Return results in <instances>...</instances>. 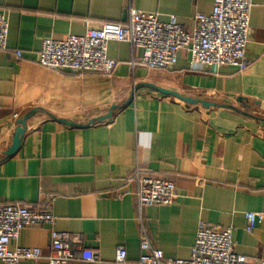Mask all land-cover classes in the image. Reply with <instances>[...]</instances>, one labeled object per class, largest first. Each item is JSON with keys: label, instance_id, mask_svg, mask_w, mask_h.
Here are the masks:
<instances>
[{"label": "crops", "instance_id": "0c3cea01", "mask_svg": "<svg viewBox=\"0 0 264 264\" xmlns=\"http://www.w3.org/2000/svg\"><path fill=\"white\" fill-rule=\"evenodd\" d=\"M213 6L214 0H0L9 20L8 48L0 50V201L46 206L54 215L52 224L27 226L10 242L12 249H42L40 259L19 264H49L52 230L79 234L97 252L94 261L69 264H132L143 254L142 229L166 257L189 258L201 221L232 227L237 252L264 260V221L249 231L246 216L264 212V0H253L242 70L194 66L186 51L172 67L140 66L133 62L142 49L115 40L108 55L122 63L112 75L38 62L45 37L126 24L132 8L163 21L176 15L192 30L196 15ZM160 87L235 108L188 103ZM34 109L21 145L7 156L18 120ZM136 169L172 180L175 202L140 208L136 183L127 182ZM120 247L125 263L117 261Z\"/></svg>", "mask_w": 264, "mask_h": 264}, {"label": "built area", "instance_id": "2783aa9c", "mask_svg": "<svg viewBox=\"0 0 264 264\" xmlns=\"http://www.w3.org/2000/svg\"><path fill=\"white\" fill-rule=\"evenodd\" d=\"M253 0H214L210 14L196 15V26L186 29L176 15L163 21L156 12L132 8L126 24L106 22L88 28L83 34L63 37L48 36L43 39L38 55L42 66L63 71L100 72L112 75L122 61L108 55L111 40L129 42L143 51L133 62L150 68L174 66L181 51L189 54L194 66H233L244 69L248 64L250 14ZM9 20L0 11V50L8 48ZM18 57L22 56L16 50ZM20 118L15 112L14 121ZM127 182H135L139 207L145 205H171L178 197L175 183L167 178L136 169ZM247 229L252 231L258 222L264 221V212H247ZM54 215L48 207H34L21 201H0V259L6 264H19L22 259H40V247L17 246L10 242L18 239L22 230L30 225L52 224ZM82 236L65 231L52 230L49 264H69L80 257L84 261L97 259V252L83 245ZM140 259L132 264H264L263 259L251 260L236 250L233 228L201 221L192 253L189 258L166 257L155 248L145 229H142ZM126 250L118 249L117 261L126 262Z\"/></svg>", "mask_w": 264, "mask_h": 264}, {"label": "water", "instance_id": "95a60500", "mask_svg": "<svg viewBox=\"0 0 264 264\" xmlns=\"http://www.w3.org/2000/svg\"><path fill=\"white\" fill-rule=\"evenodd\" d=\"M161 91L166 92L168 94H172L175 95L181 99H183L184 101L188 102V103H192V104H196V103H201L204 106L210 107V106H226V107H231V108H235L233 105L230 104H220L214 101H210V100H206L203 98H196V97H191V96H185L182 95L181 93H179L178 91H174V90H170V89H166L163 87L159 88ZM240 101H245L244 99H240ZM37 110L34 109L32 111H28L27 113H25L19 120H18V124L16 126V129L13 133V139H12V143L10 145V147L7 149L6 151V155L10 156L12 155L14 152L17 151V149L19 148V146L21 145L23 136L26 132V126H27V120L36 112ZM112 115V111L106 115V116H102V117H98L96 119H92V121L95 120H103L105 118H108ZM64 122L66 123H73V121L67 120V119H62Z\"/></svg>", "mask_w": 264, "mask_h": 264}]
</instances>
